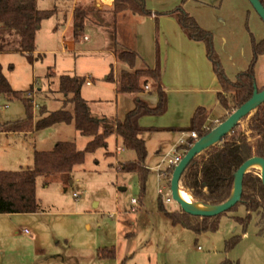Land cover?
Returning a JSON list of instances; mask_svg holds the SVG:
<instances>
[{
    "label": "rangeland",
    "instance_id": "obj_1",
    "mask_svg": "<svg viewBox=\"0 0 264 264\" xmlns=\"http://www.w3.org/2000/svg\"><path fill=\"white\" fill-rule=\"evenodd\" d=\"M180 1L179 6L186 11L183 5L190 0ZM192 1L197 3L195 0ZM144 2L146 9L151 11L149 8L151 1L144 0ZM199 2L203 3L205 10L202 14L206 13L207 16L212 14L214 17H221V14H227L230 11L238 15L243 9L240 0H207V2L199 0ZM245 3L249 6L248 11L251 10L256 14L248 0H245ZM86 4L101 11L102 24L108 26L111 32L115 29L118 40L122 43L124 36H128L127 29H131L130 24L134 15L125 10L114 16L111 12L117 5V1L112 7L101 6L99 0H89L77 6ZM39 7L51 9L53 4L46 0L44 4L40 2ZM153 17L154 35L157 36L161 16ZM147 18L150 17H140L138 20L146 21ZM258 20L261 19L258 17ZM51 24H53L51 19L43 23L37 38L38 48L42 52L36 53L33 64L19 54L0 56L3 74L12 89L25 92L33 85L31 100L33 112L38 115L41 106L37 105V102L42 101V98H36L35 103L33 97L37 89L43 91L44 87L46 88L45 77L49 68L58 76L69 73L86 76L90 73L95 78L94 85L92 84L91 87L83 85V96L89 102L102 100L104 103L100 105L92 103L91 112L94 115L97 114V117L98 115L107 117L121 115L126 108L130 107L131 99L134 101L135 97L126 95L124 98L130 96L131 99L128 98L130 101L122 99L117 105L115 95L111 92V84L105 81L108 74H104V68H110L113 64L112 56L106 49L100 50L102 46L106 47V42L107 45L109 43L108 31L99 28L93 22L86 23V30L78 42L86 39L85 36H88L90 41L77 46L73 52L65 53L59 52L62 50L59 44L55 45L59 33H56L55 42L49 36L48 29L52 26ZM242 29L251 53V39L256 41L257 34L250 21L249 12L244 14ZM70 33L71 26L69 35ZM130 37L129 33L127 38ZM126 43L131 47L130 42ZM213 45L224 70V63H229L230 58L222 50V41L220 44L218 42L217 48L213 37ZM86 47L94 50L89 54L81 53V49ZM158 57L156 55V65L159 66ZM222 57L224 60L227 57L226 62L222 60ZM256 70L258 79L264 77V58L258 60ZM235 78L236 76L232 80ZM101 84L107 86L104 90L98 91L97 86ZM148 86V91L143 89L140 96L153 107L157 105L158 97L153 90V84L150 82ZM49 91L46 90V92ZM50 98L58 101L62 99L59 95H51ZM47 108L49 111H56L59 109V104L49 102ZM227 117L228 115L224 117V120ZM250 117L242 120L237 130L246 131ZM24 118L25 108L20 101L0 100V122H15ZM174 138L175 136L167 139V136L164 138V135L157 134L152 140H148L145 167L149 173L142 197L136 174L120 171V164L134 161L135 154L123 150L120 140H115L114 137L109 138L107 149L102 148L94 153L86 154L84 163L76 167L69 179L62 180L57 176L37 178L36 198L41 211L22 217L21 220L6 227L7 238L3 247L0 248V264H29L36 250L40 251L39 255H41L37 256V260L45 259L44 262L49 264H264V236L258 235L256 226L259 218L252 217L245 230L231 218L232 216L244 218L246 211L243 206H238L234 212L222 215L216 232L198 235L178 224L173 225L159 211L160 200L167 212L182 214L170 192L172 173L166 174V180L159 176V171H164L168 167V160L173 159V154H169L165 158V163L161 164V156L155 155L153 151L157 148L158 140L160 142L171 140L167 143L169 145L177 141L178 138L175 140ZM56 141H73L77 149L81 151L87 143V140L76 134L72 127H65L61 132L59 129L39 131L34 139L0 136V171L31 169L33 149L50 150L52 143ZM106 152L111 155H106ZM159 165L161 168L157 169ZM253 170L259 172L260 168L255 167ZM140 197L141 201H138ZM132 199L138 202L136 210L132 208ZM167 199H170V202H167ZM5 218L7 217L0 215V219L5 220ZM235 237H239L240 240L234 246L227 247V243ZM103 248L108 250L112 248L114 256L99 258L98 251Z\"/></svg>",
    "mask_w": 264,
    "mask_h": 264
},
{
    "label": "trees",
    "instance_id": "obj_2",
    "mask_svg": "<svg viewBox=\"0 0 264 264\" xmlns=\"http://www.w3.org/2000/svg\"><path fill=\"white\" fill-rule=\"evenodd\" d=\"M116 1L117 5L111 12L114 16L125 10L130 11L134 16L143 18L168 16L177 22L189 40L204 44L206 57L221 86L217 100L228 112V115L251 99L254 86L259 92L264 90V85L258 87L256 83V64L259 58L264 56V39L259 42L251 39L252 59L248 68L239 73L234 80H229L214 51L212 34L201 28L181 6L167 13H152L146 9L144 0ZM258 1L264 7V0ZM55 13V9H38L37 0H0V53H19L31 63L35 51L36 33L42 22L52 18ZM100 15L101 11L88 4L76 5L71 21L72 40L77 43L86 30V23L93 22L99 28L108 31L107 50L115 56L116 61L133 69L137 53L120 43L116 30L113 29L111 32L108 26H104ZM85 81L86 78L76 75L60 76L58 92H46L45 99L54 100L50 96L59 95L62 97L59 100L62 104L61 107L56 111H49L45 105H42L35 120L33 103L28 97L32 94L33 88L31 87L25 92L14 91L3 75L0 66V96L9 101H20L25 108L23 120L1 125L0 132H39L58 124H72L81 137L89 139L82 151L77 149L74 142H58L52 150L47 152L35 151L32 169L0 171V215L39 213L41 209L36 198L37 178L72 173L75 167L84 163L86 154L105 148L107 139L112 135H116L122 140L125 151L135 154L134 161L120 164V171L136 174L141 197L143 196L149 171L145 167L147 150L142 134L151 130H144L138 122L144 116H160L166 110V94L162 88L159 66L154 69L135 70L134 72L122 71L118 79H114L112 69L110 70L105 81L115 85L116 93L135 97L134 109L129 111L122 121L97 119L91 114L88 102L81 96V88ZM150 82L158 97L157 105L154 108L149 107L145 101L136 97L143 92L145 87L149 88ZM207 119V111L199 108L195 111L190 126L181 132L195 133L198 140L224 121L222 118L219 123L205 126ZM237 127L219 144L196 156L183 172L179 180V189L188 192L190 201L209 207L224 204L231 196L234 176L239 167L252 157L264 160V103L258 106L250 117L246 131L237 130ZM194 142L189 137L179 149L185 152ZM172 170L173 168H167L164 172L165 175L171 174ZM141 197L138 201H141ZM238 206L245 208L246 216L244 218L232 216L231 218L245 230L251 218L258 217L259 220L256 223L258 235L264 236V187L260 179V172L251 169L244 175L241 201L228 213L234 212ZM158 209L173 225L178 224L197 235L216 232L219 219L225 214L213 218H201L183 212L182 214L169 213L163 208L160 200ZM239 240V237L233 238L227 243V247L234 246ZM113 256L112 248L110 250L103 248L98 251L99 258H112Z\"/></svg>",
    "mask_w": 264,
    "mask_h": 264
},
{
    "label": "crops",
    "instance_id": "obj_3",
    "mask_svg": "<svg viewBox=\"0 0 264 264\" xmlns=\"http://www.w3.org/2000/svg\"><path fill=\"white\" fill-rule=\"evenodd\" d=\"M49 1H51V3L53 4V7L51 9H55L56 13L52 18H50L51 20H53V24H51L52 26H50V28L48 29V33L51 39H54V42L56 41L55 40L56 33H59L58 36L59 38L57 37V43L55 44V45L59 44L60 48L62 49L59 50V52H65V53L66 51L73 52L76 50L77 46L81 45L82 43L83 44L88 43L90 41L88 36H85L84 38L86 39H84L83 41L81 42L79 41L75 43L71 38V33L69 35V27L71 26L72 15L75 6L77 4L83 5L87 3L89 0H49ZM146 1L147 2L151 1L149 8L152 11V13L157 11L160 13L170 12L174 10L173 8H175L176 6L179 7L181 2L180 0H146ZM195 1L197 3H192L193 1L190 0L187 3H185L183 6L186 9V11L198 22V24L204 30L213 34L215 46L218 45V42L220 44V42L222 41L223 44L222 50L230 58L229 63L227 64L224 63L225 66L224 70L226 72L227 77L230 80H232L234 76H237L239 73L245 71L248 68L252 59V51L250 53V49H249L250 46L248 45V42H246L245 40L246 35L244 34L242 29V23L244 21L245 12H249L250 21L253 23L255 32L257 34L256 42L262 41L264 39V24L262 23L261 20H258V16H256L254 12H251V10L248 11L249 6H247L245 0H240L242 1L241 4L243 5V9L240 14L238 13L237 15L235 14V12L230 11L227 14L226 13L221 14V17H214L212 14H208L207 16L206 13L202 14V12L205 11L203 7V3L199 2V0H195ZM202 1L207 2V0H202ZM40 2L44 4L46 0H37L38 9L49 10L39 7ZM99 3L101 6L108 5L112 7L116 3V1L99 0ZM137 17L138 16H133V20L130 24L131 29L130 30L127 29L131 37L129 39L127 38L129 36L128 33V36L127 35L124 36V40L121 39L124 45L133 49L137 53V59L134 68L129 69L123 64L118 63L116 61L115 56L110 51L107 50V42H106V47L102 46L100 50L106 49V51L112 56L113 64L110 65V68L107 67L104 68L103 72L104 74L107 75L110 73V70L112 69L114 79H118L122 71L134 72L135 70L154 69L156 66H158L156 65L157 64L156 55L159 56L158 59L160 61L159 70L161 75V83H162V88L166 94V110L164 114L160 116H144L140 118L138 123L140 127L143 128L144 130H151V131H145L142 134V139L145 142L146 150H147L148 140L150 139L152 140L154 135L157 134L164 135V138H166L167 136V139L169 137L173 138V136H175V138H178L176 139L177 141L175 143L172 144L170 143L171 144V145L169 144L170 146L167 143L171 142V140L170 141L167 140L166 142L164 141L160 142L158 140L157 148L153 149L155 155L161 156V164H164L165 158H167L169 154H173V158H174L175 156H180L184 153V151H182L179 148L184 145L186 140L189 138L190 134L181 131L187 129L190 126L191 119L197 109L199 108L205 109L208 113V119L205 123V126L209 124L219 123V121L222 118L228 115V112L222 108V106L219 104L217 100V94L221 92V86L216 76L214 75L210 62L206 58L205 46L203 45V43L189 40L181 30L179 25L177 24V22L171 17L168 16L160 17L159 19L160 29L159 32L157 33V36L154 35L153 16L147 18L148 20L146 21L145 20L140 21L138 20V18L140 17L138 18ZM45 21H49V19ZM45 21L42 22L40 29L36 33L35 51L32 55V62H31L32 64L34 60L33 58L34 56H36V53L41 51L38 48L37 38L40 31L42 30L43 23ZM144 27H146L147 29L145 30ZM126 42H130L131 47L128 46ZM93 50L94 49L92 48L86 47L85 49H81L80 52L84 54H89ZM10 54H19V53H0V56L10 55ZM19 55L25 58L24 55L22 54ZM226 58L224 60V58L222 57V60L226 62ZM260 58H264V56H261ZM1 69H2V73H4L2 66ZM10 69H12V67H10ZM64 75H71V76L76 75L79 77H84L86 78V81L88 80L90 82V85H86V83L84 85H86L87 87H91L92 84L94 85L93 81H95V78L92 77L90 73H88V75L86 76L80 75L79 73L77 74L69 73ZM60 76H58L51 68L47 70L45 77L46 88L44 87L43 91L42 89H37L36 93H34L35 95V97H33L34 102L36 98L38 97L42 98V101L37 102V105L39 106L45 105L47 108V104L49 102H57L59 104V108L61 107L62 104L60 101L45 99V93H44L46 92V90H50L51 92L54 93L58 92ZM107 76L105 77V79L107 78ZM256 83L258 87H262L264 85V77H260L259 79L256 77ZM110 84H111L110 86L111 92L114 93L115 95V101L117 105L118 103L119 104L121 103L122 99H126V101L128 102L130 101L131 99L130 96L128 97L130 99L124 98V96L128 94L116 93L115 85L112 83ZM105 86L107 85L101 84L100 86H97L98 91L104 90ZM31 87L33 88L34 86L32 85ZM82 88H81V96L85 101L88 102L90 111H91L92 103L95 102V105L104 104L102 100L89 102L83 96ZM148 89L145 90L148 91ZM136 97L138 99L145 101L144 99L141 98L140 94H138ZM1 99L9 101L3 96H0V100ZM131 102L129 108H126L121 115H115V117H107L105 115H98L99 117H97V114L94 115L92 112L91 114L97 119L106 118V119H117L119 121H122L125 118V115L135 107V102L132 101V99ZM147 105L149 106L148 103ZM151 106L152 105H150L149 107ZM154 107L155 106L151 108ZM5 108H7V106ZM36 119H37V115H35V120ZM9 122L10 121L0 122V126ZM65 127H69V128L72 127V129L75 131L74 126L72 124L71 125L58 124L49 129L50 130L59 129L61 132V130L63 131ZM145 128H150V129H145ZM75 133L78 134L76 131ZM36 134L37 132L34 131L25 132V133L0 132V136H5V137L19 136L22 139H26L27 137L34 139ZM111 137H114L115 140H120L122 144V140L118 136L112 135ZM109 138L106 141L105 149H107ZM85 139L87 140V142L89 141L88 138ZM73 141L75 140L73 139ZM73 141H56L52 143L51 149H53V147L58 142H73ZM35 151L47 152L42 150H36L34 148L33 152L31 153L32 160ZM105 154L111 155L110 153L107 152ZM160 168L161 167L159 165L157 169ZM167 168L164 171H159L160 172L159 176L161 178H164L165 180L167 179V177L164 172L167 170ZM75 169L76 167L74 168L73 171H75ZM72 173L54 175L53 177L57 176L59 179L67 180L71 177L70 175ZM27 215H32V214L4 215L7 218H5V220L0 219V248L3 247L4 241L7 238L6 227L15 223V221L21 220L22 217H26ZM39 252L40 251L36 250L35 255L33 256V260L30 261L29 264H49L48 262L46 263L44 262L45 259L37 260L38 259L37 256H41L39 255ZM52 264H56V263H52Z\"/></svg>",
    "mask_w": 264,
    "mask_h": 264
},
{
    "label": "water",
    "instance_id": "obj_4",
    "mask_svg": "<svg viewBox=\"0 0 264 264\" xmlns=\"http://www.w3.org/2000/svg\"><path fill=\"white\" fill-rule=\"evenodd\" d=\"M248 2L264 24V7L262 4L258 0H248ZM262 103H264V90L259 92L256 86H254L251 99L228 115L223 122L219 123L207 135L195 141L189 150L184 153L180 162L173 168L170 180V192L172 199L179 205L183 213L194 217L213 218L228 212L241 201L243 177L255 167L260 168V179L264 187V160L259 157H252L245 161L235 173L231 196L224 204L216 207L202 205L204 209H197L179 196V192L181 191L179 189V180L190 162L196 156L203 154L207 149L219 144L242 120L249 118Z\"/></svg>",
    "mask_w": 264,
    "mask_h": 264
},
{
    "label": "built area",
    "instance_id": "obj_5",
    "mask_svg": "<svg viewBox=\"0 0 264 264\" xmlns=\"http://www.w3.org/2000/svg\"><path fill=\"white\" fill-rule=\"evenodd\" d=\"M85 83H86V85H90V82H89L88 80H87ZM145 89L147 90L148 88L145 87ZM28 97L32 99V94L29 95ZM189 137L192 138L194 141H197V136H196L195 133H191V134L189 135ZM185 152H186V151H185ZM185 152H184V153H185ZM184 153H183L182 155H180V156H175V157H174L173 159H171V160H168V168H174V167L180 162V160H181V158L183 157ZM75 196H76V195L74 194V197H75ZM166 201H167V202H170V199H167ZM131 204H132V208H133V210H136L137 205H138L137 200H136V199H132ZM26 233H27V232H26Z\"/></svg>",
    "mask_w": 264,
    "mask_h": 264
},
{
    "label": "bare ground",
    "instance_id": "obj_6",
    "mask_svg": "<svg viewBox=\"0 0 264 264\" xmlns=\"http://www.w3.org/2000/svg\"><path fill=\"white\" fill-rule=\"evenodd\" d=\"M187 191H180L179 192V196L181 199H183L184 201L188 202L189 204H191L194 208H197V209H204V206H202V204L200 203H197V202H192L189 200L188 198V195H187Z\"/></svg>",
    "mask_w": 264,
    "mask_h": 264
}]
</instances>
